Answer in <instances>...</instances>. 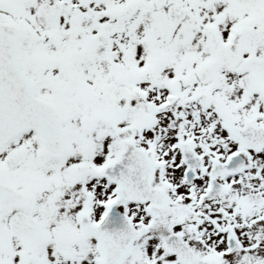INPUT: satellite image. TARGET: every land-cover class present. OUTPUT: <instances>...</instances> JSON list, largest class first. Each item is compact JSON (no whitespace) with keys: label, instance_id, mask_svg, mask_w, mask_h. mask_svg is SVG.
<instances>
[{"label":"snow or ice","instance_id":"1","mask_svg":"<svg viewBox=\"0 0 264 264\" xmlns=\"http://www.w3.org/2000/svg\"><path fill=\"white\" fill-rule=\"evenodd\" d=\"M0 264H264V0H0Z\"/></svg>","mask_w":264,"mask_h":264}]
</instances>
